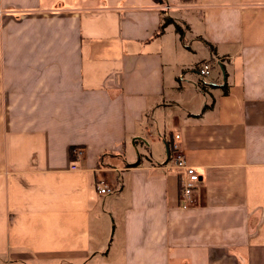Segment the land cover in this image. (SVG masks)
I'll use <instances>...</instances> for the list:
<instances>
[{"label": "crops", "instance_id": "obj_1", "mask_svg": "<svg viewBox=\"0 0 264 264\" xmlns=\"http://www.w3.org/2000/svg\"><path fill=\"white\" fill-rule=\"evenodd\" d=\"M0 264H264V0H0Z\"/></svg>", "mask_w": 264, "mask_h": 264}, {"label": "built area", "instance_id": "obj_2", "mask_svg": "<svg viewBox=\"0 0 264 264\" xmlns=\"http://www.w3.org/2000/svg\"><path fill=\"white\" fill-rule=\"evenodd\" d=\"M222 64L221 60H213V62H208L201 64L198 68L197 75L204 82V80L210 75L212 69L215 66ZM173 153L172 157L169 161L166 162L165 165L171 164L170 169L174 170L178 174L179 178V202L180 208L183 210H187L195 203V193L197 192L201 180L197 171L187 165L184 157L179 152V145L175 144L172 148ZM82 152L80 150L74 151V156L76 159H80ZM72 169H76V166L73 165ZM97 191L101 195L113 193V190L107 188V186L97 187Z\"/></svg>", "mask_w": 264, "mask_h": 264}, {"label": "trees", "instance_id": "obj_3", "mask_svg": "<svg viewBox=\"0 0 264 264\" xmlns=\"http://www.w3.org/2000/svg\"><path fill=\"white\" fill-rule=\"evenodd\" d=\"M173 24L175 26L176 32L179 34L180 39L183 41V35H184V30L181 29L179 25H177L173 20L171 19H166L160 26L159 31H158V36L162 34L166 26Z\"/></svg>", "mask_w": 264, "mask_h": 264}, {"label": "rangeland", "instance_id": "obj_4", "mask_svg": "<svg viewBox=\"0 0 264 264\" xmlns=\"http://www.w3.org/2000/svg\"><path fill=\"white\" fill-rule=\"evenodd\" d=\"M183 40H184V35H183ZM214 60H215V59H214ZM217 60H219V59H217ZM211 62H213V60H212ZM199 67H200V65H199L197 68H195V71H197ZM215 67H217V66H215ZM180 78H183V76H180ZM202 87H204V82H203V81H202V84L200 85V89H201ZM198 189H199V188H198Z\"/></svg>", "mask_w": 264, "mask_h": 264}]
</instances>
